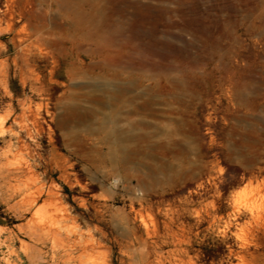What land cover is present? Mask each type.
I'll use <instances>...</instances> for the list:
<instances>
[{
    "label": "rangeland",
    "instance_id": "374dc122",
    "mask_svg": "<svg viewBox=\"0 0 264 264\" xmlns=\"http://www.w3.org/2000/svg\"><path fill=\"white\" fill-rule=\"evenodd\" d=\"M0 264H264V0H0Z\"/></svg>",
    "mask_w": 264,
    "mask_h": 264
},
{
    "label": "bare ground",
    "instance_id": "6f19581e",
    "mask_svg": "<svg viewBox=\"0 0 264 264\" xmlns=\"http://www.w3.org/2000/svg\"><path fill=\"white\" fill-rule=\"evenodd\" d=\"M25 104H26V103H25ZM38 108H39V107H38ZM30 116H31V115H30ZM21 122H22V121H21ZM37 129H38V128H37ZM34 131H35V130H34ZM15 134H16V133H15ZM30 134H31V133H30ZM18 150H19V149H18ZM12 185H13V184H12ZM15 186H16V185H15ZM37 187H38V186H37ZM31 196H32V195H31ZM58 198H59V197H58ZM58 198H57V199H58ZM19 205H20V204H19ZM58 205H59V204H58ZM62 206H63V205H62ZM44 208H45V207H44ZM44 211H45V210H44ZM32 214H33V213H32ZM55 217H56V216H55ZM35 221H36V220H35ZM39 221H40V220H39ZM40 226H41V225H40ZM39 229H40V232H42V233H46V231H47L44 227H40ZM48 230H50L49 227H48ZM51 231H52V230H51ZM34 233H37V232H34ZM89 233H91V232H89ZM48 237H49V236H48ZM22 245H24L25 247L28 248V246H29V245H32V244L29 243V245H28V244L25 242V243H22ZM34 245H35V244H34Z\"/></svg>",
    "mask_w": 264,
    "mask_h": 264
}]
</instances>
